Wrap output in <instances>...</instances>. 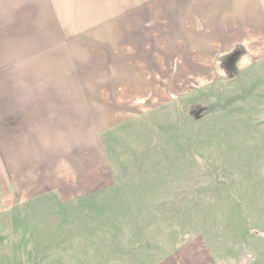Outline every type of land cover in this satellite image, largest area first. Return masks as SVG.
I'll return each instance as SVG.
<instances>
[{
	"label": "rangeland",
	"instance_id": "rangeland-1",
	"mask_svg": "<svg viewBox=\"0 0 264 264\" xmlns=\"http://www.w3.org/2000/svg\"><path fill=\"white\" fill-rule=\"evenodd\" d=\"M229 1L51 0L52 36L125 44L153 69V90L130 111L106 88V156L91 155L90 173H73L75 182L86 176L106 187L65 197L41 187L50 183L42 173L12 183L0 173V264H264V13L242 14L244 0L231 13ZM29 4L19 14L26 27ZM38 26L32 38H45L47 23ZM26 38L1 48L11 86L22 83L18 68L30 78L33 61H16L38 40ZM236 43L245 55L231 69L222 59L226 71L219 59ZM136 85L141 95L146 87Z\"/></svg>",
	"mask_w": 264,
	"mask_h": 264
},
{
	"label": "crops",
	"instance_id": "crops-1",
	"mask_svg": "<svg viewBox=\"0 0 264 264\" xmlns=\"http://www.w3.org/2000/svg\"><path fill=\"white\" fill-rule=\"evenodd\" d=\"M6 2L8 0H0V49L6 44L4 48L9 51L16 44L27 40V36L28 39L32 38L36 23L40 27L44 21L47 27L43 28H48L50 32L45 38L37 35V42L34 45L30 43V46L23 50L14 48V50H20L16 61L22 60L23 57L33 61L28 81H23V76L20 74L23 71L18 68L17 76L22 83L11 86L7 75L2 72L6 70L9 73L12 64L0 65V92L2 93L0 173L4 178L3 181L20 182L21 174L42 173L43 180L50 183L41 187L60 189L65 197L74 188L90 190L89 192L104 188L106 183L97 181L92 184L86 176L81 177L87 178V181L75 182L73 173L74 171L81 174L90 173L95 164L91 155L106 156L101 134L112 124L110 121L105 126L106 88L113 89L119 103L121 100L128 101L130 107L128 110L131 111L134 104L144 105L143 101L147 97L148 88L152 92V82L147 79L153 76V69L148 66L145 57L137 56L134 51H128L125 44L124 49L114 43L110 47V43L100 44L95 42L91 35L86 38L78 33L69 35L59 42L58 38L51 33L49 17H53L54 14L56 16L55 3L52 4L51 0H28L30 12L33 13L29 27L25 26V20L23 22L19 15L24 5L26 11L27 0H12V3H16L14 7L4 4ZM228 3L227 9L232 8L231 13H236L234 0ZM43 6L47 7L43 8ZM245 11H248L251 18L257 14L260 17V14L264 13V0H244L241 3L240 12L243 14ZM123 28L125 31V27ZM56 29L57 27H54L52 31L55 32ZM114 29L118 30L116 25ZM138 32L141 33L142 29L139 28ZM37 37L35 35L32 39ZM70 43L81 44L84 46V52H74L69 47L72 45ZM140 44L145 45L142 49L148 52V43ZM237 47L242 49L238 57L240 60L243 54L245 55V48L241 43L228 48L229 51L225 56ZM2 49L0 56H4ZM91 54L97 55L95 62L91 60ZM89 77L95 79L93 90H90ZM138 81L146 87L145 90L142 89L141 95L138 93L137 85L135 87ZM101 98L103 102H100ZM102 116L101 126V121L97 119ZM109 119L112 120V116H109ZM93 121L94 126L90 127V122ZM75 164L78 167L76 169ZM56 173H61L59 181H55ZM46 174L50 176L47 177ZM66 174H72L70 180ZM8 186L11 185L8 184ZM86 193L88 192H83V194Z\"/></svg>",
	"mask_w": 264,
	"mask_h": 264
},
{
	"label": "trees",
	"instance_id": "trees-1",
	"mask_svg": "<svg viewBox=\"0 0 264 264\" xmlns=\"http://www.w3.org/2000/svg\"><path fill=\"white\" fill-rule=\"evenodd\" d=\"M241 52H242V49L237 47L230 54L224 56L223 58L221 57L219 59V62H221L222 68H224L226 71H228V69H229V65L226 64L225 61H224V63H222V59H231L230 60V69L233 68V66L236 64V61L238 60V57L241 55Z\"/></svg>",
	"mask_w": 264,
	"mask_h": 264
}]
</instances>
